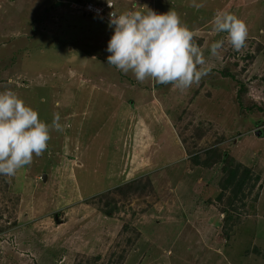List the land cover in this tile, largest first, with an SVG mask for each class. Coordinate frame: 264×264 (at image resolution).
<instances>
[{"label":"rangeland","instance_id":"rangeland-1","mask_svg":"<svg viewBox=\"0 0 264 264\" xmlns=\"http://www.w3.org/2000/svg\"><path fill=\"white\" fill-rule=\"evenodd\" d=\"M110 2L175 11L211 73L181 92L107 64L114 26L72 3L108 0H0V91L64 128L0 175V264H264V0ZM218 11L248 37L213 57Z\"/></svg>","mask_w":264,"mask_h":264},{"label":"clouds","instance_id":"clouds-1","mask_svg":"<svg viewBox=\"0 0 264 264\" xmlns=\"http://www.w3.org/2000/svg\"><path fill=\"white\" fill-rule=\"evenodd\" d=\"M108 6L113 7L110 0ZM190 6L199 10L204 5L192 0ZM109 17V22L104 21L110 28L114 26V34L107 45L111 53L107 64L124 74L131 73L138 82L170 84L184 92L211 73L194 32L175 11L164 14L151 9L120 14L113 11ZM210 23L213 32L226 33L224 39L211 43L213 57L219 56L226 42L236 52L245 47L248 28L235 14L218 11ZM60 119L59 113H54L49 125L15 92L0 91V175L14 177L25 165H31L33 155L41 156L47 149L51 131L64 130Z\"/></svg>","mask_w":264,"mask_h":264},{"label":"built area","instance_id":"built-area-1","mask_svg":"<svg viewBox=\"0 0 264 264\" xmlns=\"http://www.w3.org/2000/svg\"><path fill=\"white\" fill-rule=\"evenodd\" d=\"M72 8L76 9L77 11H82L85 14H91L95 17L101 18L107 22H109L110 17H109V13L111 11H108V9H111L108 6V3H106L104 6H97V5H93L91 3H86V4H75L72 3Z\"/></svg>","mask_w":264,"mask_h":264},{"label":"trees","instance_id":"trees-1","mask_svg":"<svg viewBox=\"0 0 264 264\" xmlns=\"http://www.w3.org/2000/svg\"><path fill=\"white\" fill-rule=\"evenodd\" d=\"M108 11H111V12H113V8H111V9H108ZM260 133H261L260 135H262V134H264V131H261Z\"/></svg>","mask_w":264,"mask_h":264},{"label":"water","instance_id":"water-1","mask_svg":"<svg viewBox=\"0 0 264 264\" xmlns=\"http://www.w3.org/2000/svg\"><path fill=\"white\" fill-rule=\"evenodd\" d=\"M43 180H45V175L43 176Z\"/></svg>","mask_w":264,"mask_h":264},{"label":"crops","instance_id":"crops-1","mask_svg":"<svg viewBox=\"0 0 264 264\" xmlns=\"http://www.w3.org/2000/svg\"><path fill=\"white\" fill-rule=\"evenodd\" d=\"M92 4V3H91Z\"/></svg>","mask_w":264,"mask_h":264}]
</instances>
